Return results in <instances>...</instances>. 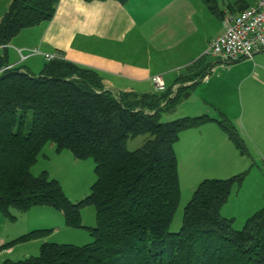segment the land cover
<instances>
[{
    "label": "trees",
    "instance_id": "obj_1",
    "mask_svg": "<svg viewBox=\"0 0 264 264\" xmlns=\"http://www.w3.org/2000/svg\"><path fill=\"white\" fill-rule=\"evenodd\" d=\"M57 2L12 0L0 19V47L49 22ZM8 66L7 55H0V213L45 207L60 212L67 228L81 229V209L93 207L96 225L87 229L89 244L43 243L37 256L2 264H264V207L239 230L221 214L244 174L200 182L183 208L178 232H169L181 196L174 149L179 135L215 121L237 151L246 153L225 117L162 122L161 112L180 102V93L114 94L96 72L60 57L45 61L37 75ZM137 137L145 138L142 146L129 151ZM47 144L76 160H93L95 182L79 203L69 202L45 172L32 175ZM37 232L6 248L35 240Z\"/></svg>",
    "mask_w": 264,
    "mask_h": 264
},
{
    "label": "crops",
    "instance_id": "obj_2",
    "mask_svg": "<svg viewBox=\"0 0 264 264\" xmlns=\"http://www.w3.org/2000/svg\"><path fill=\"white\" fill-rule=\"evenodd\" d=\"M256 1L128 0L121 4L114 0H58L49 22L23 30L8 46L0 47V55H7L9 66L21 65L39 72L44 54L58 55L96 72L104 89L137 98L160 94L151 82L157 76L165 86L163 92L169 91V98L174 97L172 90L177 87L176 93L185 99L181 106H190L192 90L201 86L208 98L203 96L199 107L186 116L208 114L213 120L225 117L244 143L246 153L241 155L217 123L210 121L182 132L174 146L175 154L194 169L210 171V176H202L191 187L203 180L248 174V218L264 207V164L262 172L258 167L260 157H264V51L229 68L206 51L210 41L222 35L223 19L237 16ZM11 2L0 0V19ZM34 50L37 55H32ZM227 206L228 201L221 214L235 225L234 214L226 211ZM8 232L0 238V263L16 262V248L37 247L39 252L44 243L32 240L4 248V243L25 235ZM2 255L11 258L4 260ZM23 257L27 259L28 254Z\"/></svg>",
    "mask_w": 264,
    "mask_h": 264
},
{
    "label": "rangeland",
    "instance_id": "obj_3",
    "mask_svg": "<svg viewBox=\"0 0 264 264\" xmlns=\"http://www.w3.org/2000/svg\"><path fill=\"white\" fill-rule=\"evenodd\" d=\"M235 64L227 66V68ZM25 65L28 64L25 63ZM30 70L31 69H29V71ZM30 72L35 75L39 73V71ZM199 87L201 86L192 90V99L189 100L190 106H181L185 99H182L180 103L178 100L174 106L170 105L167 111L164 110L161 112V121L170 122L184 117H195L186 116V114H193L194 107H199V101H203V96L208 98V93H204V91H202ZM216 118H218V115ZM144 139L145 138L143 137H137L134 140H131L127 145L128 150L134 151L140 148ZM179 156L176 157L178 159V177L181 196L178 209L169 229V232L171 233L178 232L180 228L183 208L189 201L194 191L193 188H196L191 187L193 186L192 183L202 178V176H210L209 170L194 169V165H190L189 161L188 163L186 161H182ZM260 158L262 163L260 162L258 167L262 172L264 157ZM94 166L95 165L92 159L76 160L69 152L63 151L57 153L54 145L47 144L39 155L36 164L31 168V173L33 176L37 177L41 173L45 172L48 179L55 180L59 183L67 200L73 204H77L90 194L91 186L95 182ZM189 166L191 168H189ZM239 174H244L243 180H245V182L239 188H234L231 191V195L228 199V206L226 208V211H231L234 214L233 216L235 217L234 219L236 222L233 227L236 230L241 229L244 221L249 215V211L247 210L251 207V203L247 201V193L250 188L249 184L251 183L249 181L250 178L248 174L245 176L246 173L241 172ZM224 214H226V212ZM0 215L4 217L2 218L0 216V238H4L9 233L8 229L16 232V234H28L33 231H38V238L35 240H40L41 243L84 246L92 242V238L90 237L87 229L94 228L96 225V212L93 207H85L81 209L80 225L83 227L81 229L67 228L64 224V218L60 212L45 207H36L25 212H19L11 209L7 217L1 213ZM9 243H4V248H6V245ZM14 246L16 245L10 246L9 248ZM35 248L37 247H33V249L27 247L23 248V250L16 248V253L14 254V257L13 255L12 257L16 258L15 260L17 261H23L24 254H28V258L29 256H37L39 252L37 251L38 249ZM20 251H22V256H19ZM5 257L6 256L2 255L4 260L11 258L6 257L5 259Z\"/></svg>",
    "mask_w": 264,
    "mask_h": 264
},
{
    "label": "built area",
    "instance_id": "obj_4",
    "mask_svg": "<svg viewBox=\"0 0 264 264\" xmlns=\"http://www.w3.org/2000/svg\"><path fill=\"white\" fill-rule=\"evenodd\" d=\"M223 33L210 41L206 53L216 58L221 65L230 66L243 60H252L255 54L264 51V0H257L254 5L244 9L235 17H226L222 21ZM34 50L32 55H37ZM59 58L58 55L44 54L45 61ZM25 57L21 56V60ZM8 66L5 69H10ZM158 93L165 90L159 77H152ZM173 96L177 87L173 88ZM1 251V246H0Z\"/></svg>",
    "mask_w": 264,
    "mask_h": 264
}]
</instances>
